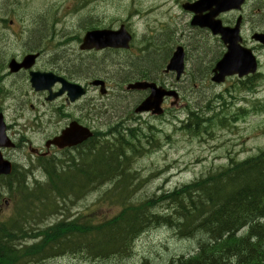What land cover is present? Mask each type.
Returning <instances> with one entry per match:
<instances>
[{"label":"rangeland","instance_id":"obj_1","mask_svg":"<svg viewBox=\"0 0 264 264\" xmlns=\"http://www.w3.org/2000/svg\"><path fill=\"white\" fill-rule=\"evenodd\" d=\"M181 1L86 0L80 4L83 6V9L77 16L72 18L70 11L74 7L79 9L80 6L77 4V0H27L25 4H13L11 6L13 9L9 11L6 23L0 22V29H3L5 35L3 38L0 34V64L4 66V73H7L6 65L10 57L18 53V46L14 45L17 44L16 40H19L22 47H35L38 45L39 48H42V62L46 64L48 61H54L55 70L61 65V62H64L67 65V68H63L67 72L66 74L76 73L74 77H79L78 79L67 78L84 84L90 81L87 77H91L94 71V68L89 67V63L85 60L90 55L79 50L78 42L69 44L67 43V39L71 36L81 38L84 32L92 28L117 27L118 24L115 22L117 21L118 23L128 24L135 30L140 39L143 38L146 23V34L151 38L150 42L154 43V46L158 45L161 48L160 51L155 52L152 50V46L150 54L146 53V58L151 54H153L150 56L152 59L158 58L157 63L150 66H147L150 62V57L146 59V69L149 71L150 76L157 78V83L178 90L181 86H187L191 90L194 84L198 85V89L193 90L194 94L181 95L177 106L170 107L166 104V111L162 118L150 115H141L139 117L126 110L130 108V102L134 99L130 98V95H125V93L124 96L123 94L116 93L112 99L113 102L101 106L96 113L92 112L91 101L84 105V113H90L92 118L96 117V131L100 139L112 140L113 136L109 132H114V136H117L118 139L125 138L129 144H132L135 142L133 139L137 136L139 129L143 128V126L146 128L145 122L148 121L158 129L156 132L159 140L157 148L136 158L129 165V181L126 183V179H124L121 183L122 189L117 188L115 194L109 193V197L116 202H120L124 197L126 203L137 204L146 200V198L159 195L163 192H170L182 184L204 177L205 173L216 167L225 165L227 157L230 154H234L238 160H241L264 148V109L255 110L249 107L248 104L246 108L249 109L248 115L250 117L245 122H243L244 118L236 120L232 131L220 127H212L210 128L212 136L204 135L200 139H191L186 133L179 130L181 123L178 122L179 120L176 117L183 120L187 106L197 108L194 114H198L196 119L200 120V126H202L208 122L207 116H211V113H208L212 110L211 106H214L216 110H220L221 106L224 105L223 109L225 111L222 110V112L223 114H227V118L233 119V117L237 116V109L240 103L233 102L230 95L234 96L235 99L245 96L248 97V100H259L260 102L256 109H261L264 104V65L259 71V76L256 78L260 86H258L257 91L254 93L236 90L235 87L238 84L236 78L229 79L224 86L212 84L208 87L205 75L200 77V72L205 71L208 66L211 68L214 62L219 59L223 50L219 47V43L215 41V37L211 39L192 30V27L189 25L190 15L188 16L179 7ZM168 5H170L169 12L164 13ZM69 18L71 19L67 21ZM10 20L13 21L12 26L9 24ZM60 21L61 23H59ZM22 28H24V31H22ZM250 28L264 29V19L255 18L251 20L247 29ZM13 30L15 33H13ZM33 30L36 31L35 35L30 34ZM60 30L61 33L59 32ZM58 35L60 36L56 38ZM2 39H6L7 41L2 42ZM180 44L187 47L186 58L188 59L189 66L188 75L181 84H179L180 81L176 82L172 76L163 75L162 73V68L165 65L162 62L163 57L168 55L169 52L168 56H170L175 47ZM28 53L30 52L25 49L24 54ZM116 56L119 55L98 57L101 68L105 71L116 73L114 67L123 62L125 64H132L133 68L136 67L133 60H122L121 57L116 58ZM82 62L85 63V66L80 71ZM159 65L161 69L158 70L157 76V67ZM0 70H3L1 66ZM104 72L101 75L105 76ZM115 76L114 83H121L122 79L125 78L119 74ZM109 83L111 86L113 85V82ZM241 83L247 86L250 82L246 79L241 81ZM121 87L122 89L124 88L123 85ZM94 95L93 92H89V97L86 100L88 101ZM188 96L189 99L187 98ZM21 100L26 102V106L29 105L28 98L25 97ZM206 103H209L210 106L204 105ZM11 111L9 110L7 113L8 119L11 118ZM71 111H74V114L70 115L71 118L80 117L81 112H83L82 108L78 106L74 107ZM190 111L193 112V110ZM97 114L101 117H97ZM16 115L15 120L22 116L29 117L27 111L18 110ZM50 121L49 132H54V134L58 129L59 131L63 130L66 126L63 125V121L57 125L56 116L51 117ZM11 127L13 130H16L14 125ZM117 129L119 131H116ZM27 137L34 138L38 145L43 142L41 134L28 133ZM17 141L21 144V150L17 154L22 155L25 148V139L18 134ZM10 154H12L13 158L17 157L16 153ZM39 167L44 171L45 175L39 169L34 171V167L30 165L22 166L17 173L20 177L19 180L21 181L24 178L33 176V178L41 181L44 188L56 190L61 188L56 186L48 187L47 176L49 175L47 174V170L55 168V173L61 175L64 171L69 173L74 170L72 167L61 165V163L55 160L45 161ZM56 174L55 176H57ZM20 181L14 180L10 185L2 186V189L15 188ZM110 188V185H104L97 191L83 196L79 201L71 203L72 200L63 203L62 208L69 203L71 204L63 210L61 208L58 216L68 210L74 218L84 215L90 221L95 222V224H99L103 220L112 219L118 213L120 207L119 205L110 203V200L104 199L105 192L109 191ZM2 189L0 188V191L3 195ZM6 201L7 197L2 196L0 215L3 214L0 216V219L10 213L9 208L11 204L9 202L5 204ZM161 208V206H158L152 211L154 216L158 214L161 215L160 220H170L168 222L159 221L151 223L143 232H140L137 236L135 235L130 247L125 251L123 249L121 254H118L114 259L115 261L110 262L111 264H145L146 260H150L151 263L167 262L173 255L189 249L192 239L196 237L201 238L195 234L193 237L188 236L184 239L181 233H178V229L175 228L180 223L178 217L166 216L163 218L162 216L168 212L161 211ZM56 219V216L46 218L45 224L51 223ZM25 220L26 224L20 219L14 229L24 231L28 228H34L37 226V223L42 224L45 219L30 217ZM197 225L198 223L193 227ZM205 237L207 235L203 236V238ZM256 240L258 239L249 242V249L253 247ZM131 248V254L125 255ZM263 251L264 249L262 248L260 253ZM86 262L81 255L73 256L66 253L59 257L47 258L43 263L38 264H84ZM105 262L106 260L104 259L88 260V264H105ZM110 263L107 262V264ZM225 264L233 263L228 258ZM249 264H252V262H249Z\"/></svg>","mask_w":264,"mask_h":264},{"label":"trees","instance_id":"obj_2","mask_svg":"<svg viewBox=\"0 0 264 264\" xmlns=\"http://www.w3.org/2000/svg\"><path fill=\"white\" fill-rule=\"evenodd\" d=\"M149 59L150 62L147 66L155 65L158 58L155 57L154 60L150 57ZM139 63L141 65L137 68H143V61L140 60ZM81 68L84 69L82 66ZM82 70L80 69V71ZM132 79L134 77L130 81ZM196 116L198 114L193 113L188 117L189 124L193 128L200 126V120L198 121ZM133 140L135 142L132 144H129L126 140L119 144L118 154L122 156H117V158L111 157L109 151L102 149L99 152H88L87 156L76 161L71 159V165L75 168L69 173L64 171L61 175L56 174L55 169L47 170L49 175L47 176L48 187L61 188L51 190L52 194L55 198L61 200L79 198L105 182L116 181L117 178L119 181L117 182L118 185L115 186L122 189L121 183L125 179L124 169L127 168L129 162L136 156L142 155L143 152H150L154 148L153 128L149 125L146 128L141 127ZM59 163L66 166L67 162L61 161ZM14 179V174L7 177L4 185H10ZM17 181L20 180L17 179ZM6 189L14 201L13 206L15 209L12 213L13 219L0 223V240L13 248L16 246L14 242L18 241V248L17 250L14 249L16 251L14 263H25L26 261L29 262L30 259L41 260L44 255H50L58 246V251L52 255L61 253L67 246L65 245L66 239L68 244L76 242L79 245V241L83 240L88 246L112 247L121 254L123 249L125 251L130 247V242L135 235L137 236L142 232L145 226L143 225L145 218L151 220V223L168 222L170 220H160V217L158 218L152 213L155 210L153 208L161 204L168 210V213L162 216L163 218L173 214L170 206L174 205L177 208V215L184 216L182 222H180L181 224L179 223V226L175 227L183 238L193 237L195 234L198 237H203L206 234L207 237L212 236L217 240L238 227H248L245 236L236 238L229 235L226 237L227 243L223 242L226 244L220 246H227L230 251L229 257L234 256L235 258L231 261H236L237 264H248L256 261L254 258L255 242L251 249L248 247L249 242L255 240V237L261 234L259 229L264 231V150L260 151L255 157L242 161L232 158L226 166L209 172L204 177L183 185L172 192L146 198V200L137 204L125 203L116 218L102 224L90 222L83 224L81 219L78 218L68 223L65 220L61 221L44 230L37 228L39 225L37 223L34 228L17 231L14 227L20 219L26 224L25 219L30 217L39 218L40 215L36 213L44 206V210L47 211L50 206L41 203L39 206L34 207L35 211L32 206L28 205L24 207L22 213L16 215V199L20 194L19 192L24 189L22 180L15 188ZM46 193L47 191L39 192V194ZM40 197L48 198L44 195H40ZM53 206L56 208L57 203H54ZM67 213L68 210L59 216H65ZM195 223H198V225L193 227ZM78 232H84L85 236L79 239L75 236ZM27 240L31 242L28 246L26 245ZM2 241L0 243L4 244ZM2 251L0 245V257L3 259L5 256L1 255ZM209 253L210 255L206 256L209 259L205 258L207 262L213 261L225 264V260L228 259V256L218 259L217 257L220 256L217 253ZM1 264L11 263L3 259Z\"/></svg>","mask_w":264,"mask_h":264},{"label":"flooded vegetation","instance_id":"obj_3","mask_svg":"<svg viewBox=\"0 0 264 264\" xmlns=\"http://www.w3.org/2000/svg\"><path fill=\"white\" fill-rule=\"evenodd\" d=\"M11 9H13V8L9 7L8 10H11ZM2 11H3V8L0 6V12H2ZM254 15H255L254 16V19L255 18L264 19V0H260L257 3V7L254 10ZM127 29H128V31H131L130 30V27L128 25H127ZM255 29H257V28H255ZM259 30H260V33H264V29L261 28ZM254 32L255 31H253L252 34ZM13 33H15V31H13ZM30 34L31 35H35L36 34V31L33 30L32 32H30ZM242 35H243L244 44L250 46L249 48L252 50V52L254 53V55L256 57L257 66H259V68L261 70L262 67H263V65H264V44L257 43L252 38V36H251V39H250L252 41L251 42H248L249 40H247L246 35H245V32L243 30H242ZM1 41L2 42H5L4 39H2ZM142 42H143V46H144V49H143V64H144L143 65V71H144V75H146V23H145V35H144V38L142 39ZM19 51L22 52V49H19ZM105 51L109 52L108 55H111V53H110V52H112L111 50L107 49ZM129 51H121V52L123 54H125V53H127ZM85 53L90 55L89 58H86L85 59L86 62L89 63V67L94 68V71H93V74H92L91 77H96V78L99 77L105 71V70H103L101 68V65H100L101 63L99 62V59H98V57H101L102 54L101 53H96V51H93V50L92 51H89V52H85ZM37 54H38V58L36 60L35 66L32 67V69H33L32 71L52 72V73H55V74L59 75L58 73L54 72V70H55L54 61H48L45 64V62H42V56L40 55V53H37ZM16 57H19V55H17ZM126 59H130V58L129 57H123L122 58V60H126ZM81 66L84 67L85 66V63L82 62ZM113 67H114V65H113ZM41 68H44V69L43 70H40ZM58 68H57V71H60L63 74L67 73L65 70H63V68H67V65L64 62H61V65ZM114 69L117 72V74H122V73H125V72H133L134 71V68H133V65L132 64H129V63L125 64L124 62L122 64H119L117 67H114ZM81 70H82V68H81ZM30 71L31 70H20V73H17V74H15L13 76L14 79H16L19 76V74H22V76L24 78L25 91H26V94L29 96V102H28L29 105L26 106V102H23L22 100H20L18 102L17 109H16V111L13 113V115L11 117V119L13 121H15V122L18 123V122H22V120L24 119V116H22L21 118L15 120V118L17 116L16 115V112L18 110L23 111V112L25 110H29L30 113H32V114L35 113V116H40L43 113L48 114V113L54 112V110L56 109L57 111H61L62 114H63L62 115L63 116V125H66L70 121L75 120L80 125L88 128V129H91L93 131L94 135L97 136V133L98 132L96 131L97 125H96V122H95V119H96L95 116H94L93 119H91L92 117H91L90 113H86V114L84 113L85 107L83 108L82 106H80L79 105V102L78 103H74V104H69L67 102V100H66L65 97H63L62 99H60V100H58L56 102H50V103L45 102L46 97L50 93L57 92L59 90V88H60V85H58V84L53 85L52 87H50V90H43V91H39V92L33 91L28 86V75H29V72ZM104 73L106 75L103 76V77H104V79L106 81H108L109 78H112L113 79L114 75H116V73H112V72H109V71H105ZM200 73H201L200 77L202 75H205V79L207 78V74L210 75V71H208V72L207 71H203V72H200ZM90 85H91V83H87V84H85L84 87H86V89H88L89 92H93V89H91V86ZM16 86H17V83L12 84L11 87H10V89H15ZM57 103H60V104L57 105ZM62 105H65V108H63ZM72 106H78L79 108H82L83 114L81 112V116L80 117L71 118V116L67 113L66 108H70ZM91 109H92V107H91ZM33 117H34V114L32 115V117L30 119H25V122L28 123L31 119H33ZM12 122H10L9 126H6V130L9 129V132H11V129H12V127H11V123ZM116 131H119V130L117 129ZM105 133H107V132H105ZM109 134L113 136V139L112 140H118V137L117 136H114V132H109ZM26 146H28V145L25 143L24 150L26 149ZM15 149H16L17 152H19L21 150V144L20 143H17V147L15 145ZM40 150H42V152H43V149L42 148ZM53 150H57V149H54V148L50 149L49 150V154H51V152ZM40 158H42V157H39L38 159H40ZM25 159L27 161V158H25ZM66 165L72 167L73 169L75 168L73 165H71V163H66ZM52 170H53V168H52ZM17 179L18 180L20 179L19 175H16L14 180L17 181ZM209 250H213V249L212 248H209ZM203 258H205V256H202V259ZM191 264H217V263H215V262H202V261L196 259ZM257 264H262V263H257Z\"/></svg>","mask_w":264,"mask_h":264},{"label":"water","instance_id":"obj_4","mask_svg":"<svg viewBox=\"0 0 264 264\" xmlns=\"http://www.w3.org/2000/svg\"><path fill=\"white\" fill-rule=\"evenodd\" d=\"M206 1H212V0H206ZM227 1V7H221L218 10H216V13H219L221 11H224L226 9H228L229 7H232V4H228V2L230 0H226ZM215 4L219 3V0H215L214 1ZM197 23V22H194ZM234 32H237V29H234ZM220 34L222 36V40L224 41V43H229L230 46L228 47L229 51L228 53L224 56V59H227L225 61H222L220 63V74L217 75L214 80L219 82L223 79L225 73H233V72H237L239 73V75H243L247 72V69H244L243 67L237 65V63H235L236 61V56H235V52L232 49V45H234V43L232 42H228L226 35H225V30L220 31ZM264 38V37H263ZM128 41V37L126 35V33H124V31L119 30L117 32H110L108 30H102V31H91V32H87L82 40V44H81V49L85 50V49H91V48H95V49H104V48H126V44ZM126 43V44H125ZM174 62H180L181 58H182V52L179 49L177 53L174 54ZM182 64V63H181ZM12 66V64H11ZM37 75V74H36ZM36 77V76H35ZM37 78V77H36ZM59 81L61 83H63L62 80L60 79H55L54 81ZM32 82V87H34L35 89H44V87H39L37 84V79L36 81H33V79L31 80ZM67 85V90L72 94V90L74 91V94L76 96H74V99L76 97H78L79 95H82L84 92L83 90H80V88L76 85ZM149 86L152 89V96L146 100L143 104L142 108H138L137 111H140L142 109H152L154 108V112L155 113H160V111L158 110V105L160 103L159 100V96L161 95H169L170 93H167L165 91H163L162 89H156L155 86L153 84H147L146 83H141V84H135L134 86H132L133 88H144ZM60 141L61 140V144L65 145V146H69L70 145V140L68 139L66 132H64L62 134V136L60 138H58ZM60 144V145H61ZM11 172V167L9 165V163L3 162L1 160L0 157V174H9Z\"/></svg>","mask_w":264,"mask_h":264},{"label":"bare ground","instance_id":"obj_5","mask_svg":"<svg viewBox=\"0 0 264 264\" xmlns=\"http://www.w3.org/2000/svg\"><path fill=\"white\" fill-rule=\"evenodd\" d=\"M10 61V60H9ZM9 63V62H8ZM7 63V64H8ZM189 85V84H188ZM108 107V106H107ZM110 107V106H109ZM116 107V106H115ZM103 110V109H102ZM106 111V110H105ZM109 111V110H108ZM98 112V111H97ZM103 112V111H102ZM101 113V112H100ZM82 114H83V112H82ZM103 114V113H102ZM134 115H136V114H134ZM101 117V116H100ZM93 119V118H92ZM110 119V118H109ZM107 120V119H106ZM12 125H14L15 126V122H13V123H11V126ZM197 125V124H196ZM72 202H74V201H72ZM70 204V203H69ZM68 204V205H69ZM68 205H66V206H64L63 208H62V210L63 209H65ZM155 209V208H154ZM150 212V211H149ZM148 214V213H147ZM156 215V214H155ZM148 217V216H147ZM156 217H161V215H156ZM164 220V219H163ZM179 221V220H178ZM16 222H17V220H16ZM182 222V221H181ZM17 223H19V222H17ZM173 224H174V222H173ZM181 224V223H180ZM196 224V223H195ZM143 225H145L144 226V228H143V230H142V232L144 231V229H146L148 226H150L151 225V220L149 221L148 219H144V221H143ZM179 226V225H178ZM194 226V225H193ZM253 226V225H252ZM208 227V226H207ZM172 228V227H171ZM179 229H181V228H179ZM179 231V230H178ZM207 232V231H206ZM177 233V232H176ZM192 233V232H191ZM201 234V233H200ZM204 235H206V234H204ZM202 236H203V234H202ZM197 238V237H196ZM201 238H203V237H201ZM185 239V238H184ZM190 239V238H189ZM132 242V241H131ZM131 242H130V245H131ZM120 255V254H119ZM128 258V257H127ZM2 258L0 257V264H1V262H2ZM115 261V260H114ZM116 263V262H115ZM111 264V263H110Z\"/></svg>","mask_w":264,"mask_h":264}]
</instances>
